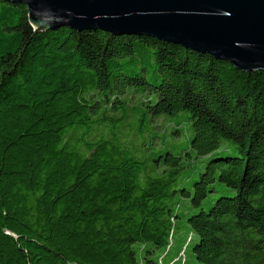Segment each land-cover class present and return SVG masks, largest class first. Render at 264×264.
I'll return each instance as SVG.
<instances>
[{
  "label": "trees",
  "instance_id": "16d2710c",
  "mask_svg": "<svg viewBox=\"0 0 264 264\" xmlns=\"http://www.w3.org/2000/svg\"><path fill=\"white\" fill-rule=\"evenodd\" d=\"M190 258L264 264V71L0 0V264Z\"/></svg>",
  "mask_w": 264,
  "mask_h": 264
},
{
  "label": "water",
  "instance_id": "95a60500",
  "mask_svg": "<svg viewBox=\"0 0 264 264\" xmlns=\"http://www.w3.org/2000/svg\"><path fill=\"white\" fill-rule=\"evenodd\" d=\"M37 32L61 28L154 38L244 72L264 71V0H5Z\"/></svg>",
  "mask_w": 264,
  "mask_h": 264
},
{
  "label": "rangeland",
  "instance_id": "374dc122",
  "mask_svg": "<svg viewBox=\"0 0 264 264\" xmlns=\"http://www.w3.org/2000/svg\"><path fill=\"white\" fill-rule=\"evenodd\" d=\"M159 123H160V124H163L162 121H159ZM162 127H163V126H162ZM168 130L170 131V128H169ZM183 130H184V132H185V128H184ZM152 131H153V130H152ZM159 132H160V135H159V136L162 137V134L165 132V130L160 129ZM186 134H187V133H186ZM174 136L177 137V134H174ZM159 141H160V140H159ZM184 141H185V138H184V137L181 138V139L179 140L180 144H182ZM227 143H228V142H224L223 145H227ZM225 149H226V147L223 146V149L221 150V152L224 151ZM219 186H221V185L218 184L217 187H219ZM219 189H220V192H221V191H222V188H219ZM220 195H221V194L219 193V194H216V195H214V196H212V197L206 199V200L203 202L204 205H205V207H207V205H208L209 203L212 202V199H213V200H216L218 197H220ZM209 205H210V204H209ZM190 261H191V264H196V263L194 262V259H193V258H190Z\"/></svg>",
  "mask_w": 264,
  "mask_h": 264
}]
</instances>
